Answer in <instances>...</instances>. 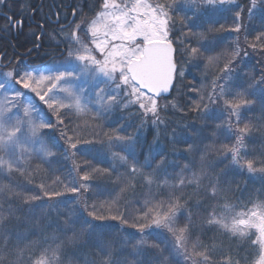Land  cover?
<instances>
[{
	"label": "snow or ice",
	"instance_id": "6c2138e0",
	"mask_svg": "<svg viewBox=\"0 0 264 264\" xmlns=\"http://www.w3.org/2000/svg\"><path fill=\"white\" fill-rule=\"evenodd\" d=\"M70 8L71 20L56 13L50 36L63 46L59 59L0 67V264H264V151L250 147L264 142V71L241 75L248 53L239 35L226 47L218 35L247 31L245 12L264 17V0H73ZM225 13L231 27L216 19ZM244 43L264 52V31ZM194 61L207 83L189 86L198 98L188 111L203 123L165 132L180 165L159 144L145 150L139 133L149 122L167 128L160 113L169 105L159 101ZM115 113L125 122L105 131ZM134 119L135 132L121 134ZM215 158L228 161L219 172ZM69 161L56 175L52 165ZM228 169L259 174L261 188L236 197L243 190ZM109 188V198L89 195ZM138 189L147 192L138 198Z\"/></svg>",
	"mask_w": 264,
	"mask_h": 264
},
{
	"label": "trees",
	"instance_id": "16d2710c",
	"mask_svg": "<svg viewBox=\"0 0 264 264\" xmlns=\"http://www.w3.org/2000/svg\"><path fill=\"white\" fill-rule=\"evenodd\" d=\"M40 0H7L6 5H0V67L9 70L13 66H18L22 70H35L42 68L43 66L49 64L54 57V52H47L45 46L54 44V40L50 38L51 34L47 33L42 35V29L38 25V16L37 13L34 15V19L31 20L30 16L32 11L37 10ZM238 4L247 6L248 0H237ZM232 13H225L224 16H217L216 19L220 23L225 24L227 27L232 26ZM9 17L11 19H9ZM227 17V19H225ZM19 20L23 21L24 28L22 32L13 31V26H11L10 21L14 24L18 23ZM29 21V22H28ZM29 23V24H28ZM35 23V24H32ZM243 23L247 26V31L243 30L241 33L233 32H223L218 34L223 38V44L221 47H226L235 42L237 35H239V41L241 47L248 53L247 56L242 55L243 62L239 65L238 71L241 72V75L245 73L255 74L257 77L259 74L264 71V52L259 48L253 50L244 43L245 35L248 36V40L251 41L253 37L260 31H264V17L261 16L259 11L252 17L251 20L248 19L247 12L244 14ZM53 34V33H52ZM220 49H217L219 51ZM211 54V53H206ZM7 67H3V66ZM203 64L193 62L191 64L185 65V75L184 78L178 81L173 88L172 94L170 97L161 99L159 102L161 105H169L165 110H162L160 115L162 119L165 120L167 128L165 125H160L159 128L153 126L150 122L145 125L140 130V138L145 142V150H147V145L152 144L153 147H156V144H159L161 148H164L168 152L169 161H175L177 164L183 165L185 162L181 152H177L175 155L171 153V145L169 144V137L165 135V132L170 133L173 127H176L182 123H192L194 122L197 127H200L203 123L200 120H193L194 114L188 111V105L191 103V100L197 99V95L194 92H190L189 86L200 88L202 84L207 83L203 75ZM175 104L176 107L173 108L171 105ZM251 116L259 117L260 113H249ZM121 116H126L124 113H115L110 115L106 121H102L105 125V131L111 128L119 127V124L124 123V119H121ZM220 119H223V116H220ZM110 122V123H109ZM219 122V121H217ZM211 123V122H210ZM139 125V120L133 121V127L127 129L128 134L135 132L136 127ZM210 129H206L204 132L205 136H208ZM158 137V139H157ZM221 142H227L224 140V137L221 136ZM209 141H205L207 143ZM62 143V142H61ZM184 145H177L178 149H183ZM254 147L258 152L264 151V142H261L259 137H257V142L255 145H250ZM141 161L143 157H140ZM159 159V157H157ZM222 158H215L214 163L216 164L215 171L219 172L220 169L225 167V164L228 163L227 160ZM94 164H98L101 167H108L109 161H93ZM71 166V162H66L63 166L58 164H53V169H56L55 174L61 175L62 177L66 174L67 167ZM123 171V169H120ZM178 171V169H177ZM169 172H172V169L169 168ZM259 174L252 176L251 178L247 173L243 175L236 174L232 169L227 170V176L225 177L228 180H235L240 184L241 190H243V195L241 192L236 193V197L243 199L248 191L260 189L262 186L261 180L258 178ZM36 183H39L37 180ZM153 191H155V186H153ZM110 188L101 192L98 189H94L89 195L97 200H103L108 197V192ZM140 192H147V189H138V198H140ZM129 211H132L130 208ZM115 223V222H114ZM129 232H134V229H129ZM208 236H211L212 233H207Z\"/></svg>",
	"mask_w": 264,
	"mask_h": 264
},
{
	"label": "flooded vegetation",
	"instance_id": "af4514ba",
	"mask_svg": "<svg viewBox=\"0 0 264 264\" xmlns=\"http://www.w3.org/2000/svg\"><path fill=\"white\" fill-rule=\"evenodd\" d=\"M91 0H76L77 4L80 5H86L87 3H90ZM73 0H40L39 1V6L37 10L32 11L31 13V20L34 19V15L37 13L38 16V25L42 29V35H46L48 33L52 34L54 29L58 28V24L56 23V13H59V18L61 22H64L65 15L67 14V19L71 20L72 17L70 15L71 8L70 6L72 5ZM87 7H84V11H87ZM20 23H11V26H13V31L15 34L17 32H22L24 28V23L23 21L19 20ZM29 22V21H28ZM29 24V23H28ZM35 24V23H32ZM48 30V33H47ZM56 47V41H54L53 45L45 46L44 49H46L47 52L53 51L54 52V57L51 59L53 60L54 58L59 59L60 58V51L62 49Z\"/></svg>",
	"mask_w": 264,
	"mask_h": 264
},
{
	"label": "water",
	"instance_id": "95a60500",
	"mask_svg": "<svg viewBox=\"0 0 264 264\" xmlns=\"http://www.w3.org/2000/svg\"><path fill=\"white\" fill-rule=\"evenodd\" d=\"M173 91V90H172ZM172 91H170L169 93H167V94H164V96H165V98H168V97H170V95L172 94Z\"/></svg>",
	"mask_w": 264,
	"mask_h": 264
},
{
	"label": "rangeland",
	"instance_id": "374dc122",
	"mask_svg": "<svg viewBox=\"0 0 264 264\" xmlns=\"http://www.w3.org/2000/svg\"><path fill=\"white\" fill-rule=\"evenodd\" d=\"M43 68V67H42ZM42 68H38V69H42ZM3 71H5V69H3Z\"/></svg>",
	"mask_w": 264,
	"mask_h": 264
}]
</instances>
